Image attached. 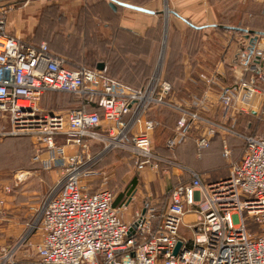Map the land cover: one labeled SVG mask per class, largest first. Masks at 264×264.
I'll return each instance as SVG.
<instances>
[{
	"label": "built area",
	"instance_id": "built-area-1",
	"mask_svg": "<svg viewBox=\"0 0 264 264\" xmlns=\"http://www.w3.org/2000/svg\"><path fill=\"white\" fill-rule=\"evenodd\" d=\"M235 38L227 61L198 73L201 92L180 99L158 71L132 86L84 64L69 66L47 41L11 34L0 3V114L8 117L11 133L34 138V161L60 172L45 198L28 205L32 218L23 234L0 246V264H16L35 229L38 264H264V133L236 129L240 115L264 110V33L246 29ZM46 91L70 93L81 105L44 109L39 101ZM155 106L177 114L164 140L168 150L192 130L198 154L214 135L232 134L244 141L240 159L226 176L205 181L156 151L152 133L160 120L149 115ZM115 148L129 150L138 172L163 166L189 179L171 188L165 207L146 196L126 220L128 203L113 204L114 191L106 185L111 174L97 166ZM223 152L230 153L225 140ZM27 174L20 170L2 191L10 193ZM4 204L0 196L2 214ZM186 213L194 217L185 222ZM181 225L189 234L180 233Z\"/></svg>",
	"mask_w": 264,
	"mask_h": 264
},
{
	"label": "rangeland",
	"instance_id": "rangeland-1",
	"mask_svg": "<svg viewBox=\"0 0 264 264\" xmlns=\"http://www.w3.org/2000/svg\"><path fill=\"white\" fill-rule=\"evenodd\" d=\"M164 1L161 3L163 10ZM236 1L224 0V8L228 13L225 16L217 15V23L222 17L228 16L226 19H229L233 15L242 24L264 26V1ZM0 3L6 9L7 26L11 34L27 41L45 40L50 47L77 64L92 65L98 60L107 61L110 68L116 67L115 72L120 73L121 78L132 80L134 84L147 80L153 72L158 71L165 78L177 82L176 91L180 99L201 92L202 83L198 73L212 70L222 58L227 61L230 50L235 47V35L240 33L219 26L210 27L203 34L190 28L180 30L171 24L170 14L162 11L158 28L151 31L148 40H145L154 45L135 47V53L124 52V49L119 52L115 48V35H120L118 40L128 38L129 35L138 38V35L135 32L127 34L122 31L119 14L111 12L107 0H0ZM219 8L216 5V9ZM224 68L227 70L225 65ZM225 79H229V75ZM47 95L46 100L42 98L39 101L40 107L44 109L65 110L73 103L76 104L75 99L67 94L52 92ZM155 113L158 119L175 118L174 112L168 108L159 109ZM248 121V130L264 133V110L259 116L245 114L243 118H239L238 129H246ZM10 129L8 117L0 114V185L11 182L20 170L27 169L29 174L10 192L18 206L16 214L12 216L8 212L0 213L2 221L9 223V233L3 246H10L23 234L26 222L32 218L28 205L39 204L60 176L55 168H45L41 162L32 159L36 152V143L31 135L11 133ZM195 134L190 133L185 140L193 139ZM228 141L232 151L229 156L221 154V144L212 145L203 151L202 162L217 172H205V177L223 175L224 170L229 169L232 154L234 153L235 160L240 157L239 138L233 137ZM97 149L95 147L94 151ZM175 152L178 161L208 171L200 163L201 160L193 156V143L190 150L184 153ZM43 153L41 156H44ZM97 166L110 172L106 185L123 197L137 191L139 198L148 196L163 203L173 183L178 181L176 174H163L160 168H146L139 175L129 150L124 148L107 151ZM133 177L136 182L131 184ZM188 179L189 176L185 174L182 180ZM98 183L100 178L96 180V184ZM251 225L255 229V224ZM182 229L186 230L184 226ZM185 234L189 232L186 231ZM39 236L37 229L30 234L29 240L32 243H25L16 253V264L18 261L38 264L33 244L39 240Z\"/></svg>",
	"mask_w": 264,
	"mask_h": 264
},
{
	"label": "crops",
	"instance_id": "crops-1",
	"mask_svg": "<svg viewBox=\"0 0 264 264\" xmlns=\"http://www.w3.org/2000/svg\"><path fill=\"white\" fill-rule=\"evenodd\" d=\"M117 1L135 4L138 6L148 8L152 11L139 10V9L121 4ZM237 1L238 2H246L248 0H237ZM250 1H256V0H250ZM257 1H264V0H257ZM164 2L166 3V5L169 9V14L171 17V24L174 25L175 27H178L180 30H186V29L190 28V29H195L197 31H200L203 34V32L206 33L210 27L213 28L215 26H219L221 28L234 30L236 32H242L244 30L237 29V28L233 27L235 25L241 24L242 26H245V30L246 29L251 30L250 28H252L254 30H263L264 31V26H250L247 24H242V23H240L239 20H236V18L233 15H232V17L229 16V19H226L228 16L226 18L222 17L223 19L221 18L220 21L217 23V21H216L217 15L218 16H221V15L225 16L228 13V12H226V8H224V0H165ZM107 3H108V6H109V9L111 10V12L119 14V26H120V28H122V31L127 32V34H128V32H135L138 35V38H134L131 35H129L128 38H123L121 40H118V36H120L119 34L115 35L116 38L114 40L117 41L115 44V48H118L119 52H121V50L124 49V52L135 53L136 52V49L134 50L135 47H142V46L145 47V46L154 45V44H151L149 42H145V40H148V35L151 33V31H154L156 28H158V26L160 24L161 12L163 11V9L161 8L162 0H107ZM216 5H219V7H220L219 10L216 9ZM251 13H252V11H250V14ZM170 17H169V19H170ZM7 28H8V26H7ZM8 30H9V28H8ZM123 37H125V36L123 35ZM31 42H36V41H31ZM50 49L54 53L64 56L66 59V63L69 66L76 67L78 65L84 64V63H78V64L74 63V62H72V60H70L63 53L54 50L52 47H50ZM233 49L230 50V55L232 54ZM138 51L143 52L142 50H138ZM84 65H86L90 68L100 70L104 74L115 77V78L119 79L120 81H122L123 83L129 84L132 86L141 85L145 81L144 80V81H141V82L134 84V83H132V80H129L127 78H121L120 77L121 75H119L120 73L117 72L118 73V75H117V73L115 72V71H117L116 67L110 68L109 63L107 61H104V60H98L92 65H88V64H84ZM168 80L173 84L174 90L176 91L177 87H178L176 85L177 82H174L170 79H168ZM176 95H177V91H176ZM46 97H47V94H45V95L43 94V96L41 98H46ZM159 109H161V108H153L152 110H150L149 115L157 118V115L155 112ZM244 116H245V114L240 115L239 118H243ZM239 118H238L237 123H236V129H238ZM249 123L250 122L248 121L247 125H246L247 127H245L246 129H238V130L239 131H251V130H248ZM174 124H175V119L165 120L164 118H162V119H160L159 125L156 126V128L154 129V131L152 133V141L154 143L155 150L164 154V155H170V156L175 157V154H176L175 151H177V153H181V152L184 153V152L191 149V146L193 143V156L197 160H201L203 151L212 145L216 146V145L221 144V148H220L221 154L223 156H225L224 152H223V141L224 140L226 141L227 147L230 149V153H232L231 147L229 146V143H228L229 142L228 140L232 139L233 137H238L241 140V138L239 136H236V135L227 134V135L223 136L222 134L218 133V134L214 135V137L212 138V140H210V142L207 146H205L201 149L199 154L197 153L194 137L191 140H185L184 142L181 143V145H178L176 147L177 149L175 148L173 151H170V150H167L163 147V142H164L165 138L172 133V129H173ZM160 125H163L167 128L165 132H163V131L161 132V129L158 128V127H160ZM194 132L196 133V131L192 130L190 132L191 135ZM239 148L241 149V146ZM242 152H243V148L240 150V157L242 155ZM240 157L237 160H235L234 159V153H233L232 154V160L230 161L231 162L230 166L233 162L238 161L240 159ZM176 160L178 161L177 158H176ZM178 162H180V161H178ZM180 163L186 164V165L194 168L195 170H197L201 174L203 179L205 178V176H204L205 172L208 174H212L215 171L213 169H210V167H207L202 162V160L200 163L204 164L205 167L208 168V171L197 169L196 167H194L190 163H186V162H180ZM230 166H229L228 170H224L223 174L229 173ZM160 169H161L163 174H169L171 172L173 174H176L178 181L173 183L171 188L179 182L186 181V180H182L185 174H187L189 176V174L187 172H185V171L181 172L177 168L171 169V168H165V167L161 166ZM137 173H139V175H140L142 173V171L137 172ZM215 173H217V172L215 171ZM144 174L146 175L147 173L145 172ZM207 176L208 177H216L219 175H214V176L207 175ZM134 179H135V181H134ZM135 182H136V178L133 177L131 180V184H134ZM171 188H170V190H171ZM170 190H169V193H170ZM169 193H168V196H167V199L165 202H163V203L159 202L160 207H165V205L167 204V202L169 200ZM0 196H3L5 198V204L4 205L6 207V212H8L12 216L15 215L16 211L18 210L17 209L18 206L15 204L12 194L4 193L2 191V185H0ZM142 200H143L142 198L138 197L137 191H132L129 195H127L125 197H123L121 193H119V194L114 193L113 204L118 205L121 202H127L128 206L124 211V218L126 220H129L131 217V214L135 210H139L142 208ZM193 217H194L193 213H186L184 215V221L186 222L188 220H191ZM10 219H12V218L10 217ZM8 221H9V219H8ZM8 224L9 223L2 221V216L0 215V233H1L0 234V246L3 243H5V240H7L6 239L7 234L9 233V230H7ZM182 226H184V225L180 226V233L185 234V232L188 231V229H187V227L184 226L186 229V230H184V229H182ZM185 235H187V234H185ZM18 264H27V263H26V261H24L23 263H21V261H18Z\"/></svg>",
	"mask_w": 264,
	"mask_h": 264
},
{
	"label": "trees",
	"instance_id": "trees-1",
	"mask_svg": "<svg viewBox=\"0 0 264 264\" xmlns=\"http://www.w3.org/2000/svg\"><path fill=\"white\" fill-rule=\"evenodd\" d=\"M234 28H237V29H242V30H245V26H242L241 24H238V25H235V26H233ZM251 30L250 31H253V32H258V33H264V31L263 30H254V29H252V28H250ZM39 42V41H38ZM48 43V42H47ZM48 46H49V44H48ZM50 48V47H49ZM145 82V81H144ZM143 82V83H144ZM142 83V84H143ZM139 86V85H138ZM52 92H59V93H63V94H67V95H69V96H71V97H73V99H75L74 98V96L72 95V94H70V93H67V92H61V91H46L45 93H43L44 95L45 94H47V93H52ZM43 94H42V96H43ZM41 96V97H42ZM48 96V95H47ZM47 98V97H46ZM46 98H43V99H45L46 100ZM42 100V98L40 99V101ZM75 102H76V104H74L73 103V105H71V106H69V107H73V106H80L81 105V103H80V101H78V100H76L75 99ZM153 108H165V107H161V106H155V107H153ZM152 108V109H153ZM88 109H92V107L91 108H88ZM151 109V110H152ZM169 109V108H168ZM171 110V109H170ZM171 111H173V110H171ZM174 112V111H173ZM174 114H175V120H176V117H177V114H176V112H174ZM158 128H160L161 129V132L163 131V132H165L166 131V127L165 126H163V125H160V127H158ZM214 137V136H213ZM212 137V138H213ZM212 138L210 139V140H212ZM240 140V139H239ZM241 142H240V146H241V149L242 148H244V141L241 139L240 140ZM184 142V141H183ZM182 143V142H181ZM180 143V144H181ZM95 147H97V146H95ZM163 147L165 148V149H167L165 146H164V142H163ZM168 150V149H167ZM227 174H223V175H219V176H216V177H205L204 178V180L205 181H209V180H212V179H217V178H220V177H224V176H226ZM134 181H135V179H134Z\"/></svg>",
	"mask_w": 264,
	"mask_h": 264
},
{
	"label": "water",
	"instance_id": "water-1",
	"mask_svg": "<svg viewBox=\"0 0 264 264\" xmlns=\"http://www.w3.org/2000/svg\"><path fill=\"white\" fill-rule=\"evenodd\" d=\"M121 4H124V5H127V6H130V7H133V8H136V9H139V10H143V11H152L148 8H145V7H142V6H138V5H135V4H130V3H126V2H122V1H117ZM112 3V2H111ZM164 13H169V9L165 3V10H163ZM102 67V66H101Z\"/></svg>",
	"mask_w": 264,
	"mask_h": 264
}]
</instances>
